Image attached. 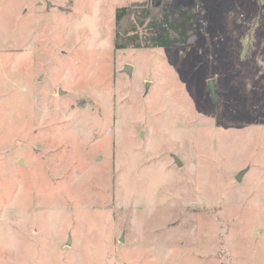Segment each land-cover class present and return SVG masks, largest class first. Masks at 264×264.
Masks as SVG:
<instances>
[{
    "label": "rangeland",
    "instance_id": "374dc122",
    "mask_svg": "<svg viewBox=\"0 0 264 264\" xmlns=\"http://www.w3.org/2000/svg\"><path fill=\"white\" fill-rule=\"evenodd\" d=\"M144 1L0 0V264H264V0L116 50Z\"/></svg>",
    "mask_w": 264,
    "mask_h": 264
},
{
    "label": "trees",
    "instance_id": "16d2710c",
    "mask_svg": "<svg viewBox=\"0 0 264 264\" xmlns=\"http://www.w3.org/2000/svg\"><path fill=\"white\" fill-rule=\"evenodd\" d=\"M197 4L177 6L173 0L132 2L115 14L116 50L170 48L188 45L198 34Z\"/></svg>",
    "mask_w": 264,
    "mask_h": 264
},
{
    "label": "water",
    "instance_id": "95a60500",
    "mask_svg": "<svg viewBox=\"0 0 264 264\" xmlns=\"http://www.w3.org/2000/svg\"><path fill=\"white\" fill-rule=\"evenodd\" d=\"M125 71H126L127 73H131V71H132V67L129 66V65H127V66L125 67ZM209 89H210V93H211V95H212L213 100L216 101V100H217V93H216L215 81H214V80H210V81H209ZM174 159H175V162L177 163V165H178L179 167H181V166L183 165V163L180 161V159H179L177 156H174ZM243 174H244V171H242V172L237 176V180H238V181L241 179V177L243 176Z\"/></svg>",
    "mask_w": 264,
    "mask_h": 264
}]
</instances>
